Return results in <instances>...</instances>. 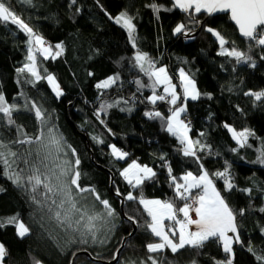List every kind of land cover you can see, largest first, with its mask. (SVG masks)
Here are the masks:
<instances>
[{
    "label": "trees",
    "instance_id": "obj_1",
    "mask_svg": "<svg viewBox=\"0 0 264 264\" xmlns=\"http://www.w3.org/2000/svg\"><path fill=\"white\" fill-rule=\"evenodd\" d=\"M9 2L46 44L62 45L63 50L55 59H44L38 52L35 55L41 77L53 75L63 94L57 97L45 78L35 81L27 71L17 72L27 63L28 37L16 25L0 22V91L9 103L20 106L13 113L15 125L0 121V139L5 142L14 141L18 136L22 139L17 126L29 137L40 135L44 129L35 109L31 108L35 104L63 136L65 151L70 154L68 145L76 150L81 161L80 184L94 187L103 199L109 200L117 215L112 220L115 227L107 233L105 243H93L90 238L88 243H81L78 235L75 243H69V232L58 225L53 218L54 211L49 209L51 200L38 196L43 203L33 202L31 193L13 184L0 165V188L3 189L0 191V220L4 223L0 227V243L7 251L3 264H70L74 253L83 251L104 263L93 262L81 254L73 264H105L113 259L122 241L123 248L115 264H140L141 261L151 264L147 259L149 255L163 260L164 264H193V261L217 264L228 258L232 259V264H264L256 259L257 255H264V231L261 230L264 212L259 211L264 207V164L256 162L264 151V98L256 101L253 96L245 95L264 91V46L241 39L228 13L210 16L203 11L196 13L193 8L189 11L190 17L173 6L174 0H76L75 4L72 0ZM152 4L158 5L160 10L154 11ZM121 12L132 18L135 47L126 30L113 20ZM192 17L201 23V28L192 41L186 42L190 32L197 28ZM178 24L186 26L181 33L174 31ZM209 27L224 36L228 41L225 47L231 50L235 46L247 53L251 61L237 64L234 57L219 55V41L207 31ZM138 51L146 53L156 66H166L181 95L175 105L169 103L168 98L157 100L155 104L149 101L154 79L136 69ZM180 69L194 80L200 93L196 100H183L178 79ZM109 77L118 78L107 88L96 87ZM155 93H161L160 88L155 87ZM183 102L186 106L183 117L193 118L188 124L193 141L198 138L207 145L203 150L197 149L196 156H185L176 136L166 130L171 110ZM102 104L113 106L101 109ZM152 112H160L161 117L145 114ZM225 125L237 131L250 130L252 135L248 136L244 147L236 143ZM46 140L45 132V143ZM112 145L128 156L123 160L114 157ZM9 146L23 154L39 147ZM53 153L47 161L50 168L60 163L56 159L58 155L63 157L62 153L54 156ZM45 155H48L45 148H41V157ZM68 158L75 159L70 155ZM133 160L150 166L156 173L138 188H133L120 175L123 166ZM201 165L236 211L241 242L233 243L231 254L224 252L216 238H210L202 248L185 247L177 253L166 248L159 253H148L146 245L158 243L159 239L146 230L150 217L139 203V197L142 194L145 199L175 200L168 168L179 181L189 171L197 175ZM14 167L19 171L23 164ZM225 168L235 185L231 192L224 191V178L212 175ZM42 171L47 169L42 168ZM111 186L114 193L117 194V189L120 192L126 219L120 212V200L111 193ZM128 193L136 199L127 200ZM175 203L183 206L180 200ZM97 206L102 210V205ZM241 209L243 215L239 214ZM14 216L29 228L24 237L17 234L15 224L8 223ZM129 216L133 220H129ZM134 226L136 229L131 234Z\"/></svg>",
    "mask_w": 264,
    "mask_h": 264
},
{
    "label": "snow or ice",
    "instance_id": "obj_2",
    "mask_svg": "<svg viewBox=\"0 0 264 264\" xmlns=\"http://www.w3.org/2000/svg\"><path fill=\"white\" fill-rule=\"evenodd\" d=\"M24 2L31 4L32 0H24ZM75 3L76 0H72V4ZM173 6L189 13L190 17L192 14L189 10L193 8L196 13L203 11L209 15L213 13H228L230 14V19L238 27L241 36L249 41H254L257 45L264 46V0H174ZM151 7L156 12L160 10V7L156 4H152ZM192 18L195 20V17ZM114 19L117 24H121L128 31L129 40L135 47V26L132 18L126 12H121ZM0 22H10L16 25L28 37L27 63L23 67L18 68L17 72L24 73L27 71L35 78V81H39L42 78L47 79L57 97L61 96L63 93L55 77L51 74L41 77L37 71L35 52H39L44 59L49 57L55 59L61 54L62 45L57 44L55 46L59 50L55 53H53L51 47H45L44 39L17 15L14 6L9 0H0ZM185 28L184 24H178L174 31L175 33H181ZM207 31L211 32L219 41L221 49L218 53L219 55L234 57L237 64L251 61V57L247 53L238 50L235 46L231 50L225 47L228 41L220 32L210 27ZM135 61L140 70L149 75L150 79L155 78L152 85L153 95L148 97L149 101L155 104L157 100L163 101L166 96H170L169 103L175 105L178 99L176 85L172 83V78L169 77L167 70L164 67L156 68L154 61L150 60L146 53L139 51L135 55ZM145 64H147V68H145ZM117 78L109 77L107 80L97 84L96 87L107 88ZM180 80L184 98L190 97L192 100H196L200 93L196 89L194 80L189 78L183 70L180 71ZM136 83L140 85L139 81H136ZM160 84L164 85L165 95L155 94V87ZM245 95H251L256 101H261L264 98V91L249 92L245 93ZM112 106L111 104H102L101 109ZM19 108V105L9 103L4 93L0 91V113L3 114L0 116V121H6L7 125H15L13 113L18 111ZM31 108L35 109V115L41 121L44 131L33 138L29 137L21 126H17L18 133L23 135L22 139L19 136L16 140L8 142L0 139V165L3 166V174L17 187L28 190L31 193L33 202L43 203L37 199L38 196H43L45 201L51 200L49 209L54 211L53 218L58 222V225L64 226L69 232V243H75V236L77 235L80 237L81 243H88L89 238L93 243H105L107 233L115 227L112 224V220L117 213L112 208L109 200L103 199L94 187H83L80 184L82 173L79 171V165L81 161L77 156L76 150L68 145L70 154L65 151L66 141H64L62 135L56 132L55 126L50 125L49 120L44 118L42 109L35 104H32ZM184 111L183 107H176L171 110V115L166 120V130L176 136L182 145L181 150L185 156H196L197 149L203 150L207 145L201 143L200 140L193 141L190 139L188 135L189 125L181 119V113ZM145 114L149 117H161L160 112ZM225 127L228 128L232 138L241 147L245 146L248 136L252 135L248 129L237 132L228 125H225ZM45 132L47 133V143L44 142ZM201 136H203V133H201ZM97 142L102 143L99 140ZM9 144L38 145L39 147L29 150L27 154H23L13 151ZM41 148L49 149L48 155L41 157ZM51 149H55L56 153L63 154V157L59 155L56 157V159L60 160V163L55 164L52 168L47 163L51 155ZM232 150L236 151V149ZM111 151L114 157L121 160L128 156L127 152L116 148L114 145L111 146ZM69 155L75 159L68 158ZM198 160L199 157H197ZM256 162L264 164V151L257 157ZM20 164H23V167H20L19 171H17L14 165L19 167ZM42 168L47 169V171H42ZM56 169H59V171L57 172ZM168 172L171 183L174 185L175 200H180L184 203L182 207H178L175 200H149L145 199L141 194L139 203L143 206L147 216L150 217V222H146V230H150L153 236L159 238L158 243L150 242L146 245L148 253H159L166 248L173 253H177L185 247L202 248L210 238H216L222 243L224 252L231 254L233 243L241 242L240 236L237 234V213L229 206L226 196L222 195L221 191L217 189L208 171L204 170L203 165H201V170L197 175L189 171L181 176L179 181H183V183H180L177 177L172 175L170 167ZM120 174L133 188L140 187L146 180L153 179L156 175L152 168L147 165L142 166L135 160L128 164ZM212 175L224 178L225 192H231L235 188L228 168H225L223 172H216ZM41 188L43 189L42 192ZM194 190L196 191L194 192ZM0 191H3V189L0 188ZM244 191L249 190L244 189ZM117 195H120L118 189ZM126 199L134 200L136 197L132 193H128ZM98 204L103 206L102 210L98 208ZM52 206H54V209ZM192 211L195 212V219L189 215ZM259 211L264 212V207H261ZM177 213H182L183 219H179ZM243 213L244 210L241 209L239 214L243 215ZM128 219L133 220V217L129 216ZM166 220L171 223L166 225ZM8 223L15 224L17 234L20 237H24L29 232V228L19 221L18 216L9 218ZM193 225L195 226L194 231L190 230V226ZM3 226L4 223L0 220V227ZM261 230L264 231V228ZM229 233L233 235L230 236ZM249 251L254 253L251 248H249ZM6 255V248L0 243V264H3ZM113 258L115 259V257ZM147 259L151 261V264H164L163 260L158 261L157 258L151 255ZM256 259L264 262V255H257ZM140 264H144V262L141 261ZM193 264H195V261H193ZM217 264H232V259L228 258L223 262H217Z\"/></svg>",
    "mask_w": 264,
    "mask_h": 264
},
{
    "label": "water",
    "instance_id": "obj_3",
    "mask_svg": "<svg viewBox=\"0 0 264 264\" xmlns=\"http://www.w3.org/2000/svg\"><path fill=\"white\" fill-rule=\"evenodd\" d=\"M189 11H190V10H189ZM184 13H185V15H187V16H188V14H189V13H186V12H184ZM219 14H222V13H213V14H211L210 16H213V15H219ZM208 15H209V14H208ZM228 15H229V19H230V14H228ZM194 21L197 23V28H196L195 31H191V32H190V36L187 37L186 42H190V41H192L193 38H194L195 32H198V31L200 30V28H201V23L198 22V21H196V20H194ZM230 22H231L232 25L236 28V31H237L238 36H239L241 39H246V38H244L243 36H241L238 27L235 25V22L232 21L231 19H230ZM185 37H186V35H185ZM110 183H111V184L113 183L112 178L110 179ZM110 190H111V193H112L115 197H117V198L120 200V212H121L123 218L126 219V217L124 216V213H123V204H124V201H123L122 197H121L120 195H117L116 193H114V192L112 191V186L110 187ZM135 229H136V228H135V226H134L133 231H132L131 234H133V232L135 231ZM123 244H124V241L121 242V245H122V246L119 247V248L115 251V253H114V257H115V259L113 258L110 262H106L105 264H115V263L117 262L118 257H119V253H120L121 249L123 248ZM81 254L86 255V256H87L91 261H93V262H103V263H104V261H102V260H96V259L92 258L91 255L88 254L86 251H83V252H76V253H74V255L71 257L70 264H73V263H74V259L76 258V256H79V255H81Z\"/></svg>",
    "mask_w": 264,
    "mask_h": 264
},
{
    "label": "rangeland",
    "instance_id": "obj_4",
    "mask_svg": "<svg viewBox=\"0 0 264 264\" xmlns=\"http://www.w3.org/2000/svg\"><path fill=\"white\" fill-rule=\"evenodd\" d=\"M120 14V13H119ZM118 14V15H119ZM117 15V16H118ZM115 18V17H114ZM113 18V20L115 21V19ZM120 26H122L121 24H119ZM124 28V27H123ZM125 29V28H124ZM126 30V29H125ZM126 32H127V34H128V31L126 30ZM129 37V36H128ZM131 42V41H130ZM131 44H132V42H131ZM133 45V44H132ZM44 46L45 47H51L52 48V51H53V53H55V52H57V50L55 49V47H52V46H50V45H48V44H44ZM39 53V52H38ZM137 53V52H136ZM136 53H135V55H136ZM142 53V52H141ZM40 54V53H39ZM41 55V54H40ZM42 56V55H41ZM43 57V56H42ZM44 58V57H43ZM135 65H136V69L139 71V72H142L141 70H140V67L136 64V61H135ZM148 66H147V64H145V68H147ZM159 67H164L166 70H167V68H166V66L165 65H159V66H156V68H159ZM182 69H180L179 71H178V79H179V83H180V85H181V80H180V71H181ZM167 73H168V70H167ZM185 74L190 78V76L185 72ZM168 75H169V73H168ZM169 77H170V75H169ZM152 79H155L154 77L152 78ZM172 83L174 84V85H176L174 82H173V80H172ZM51 86V85H50ZM181 87V86H180ZM52 88V87H51ZM156 88H160V91H161V93H162V95H165V93H164V85L163 84H160V85H156ZM196 89H197V87H196ZM197 91H198V89H197ZM176 92H177V96H178V99H177V101L180 99V97H181V95H180V93H179V91L176 89ZM181 92H182V95H183V89H182V87H181ZM155 94H157V93H155ZM153 95V93L150 95V96H152ZM166 98H168L169 100L171 99L170 98V96H166ZM187 99H191L190 97L189 98H187ZM187 99H185L184 98V96H183V100L185 101V100H187ZM192 100V99H191ZM177 107H183L184 109H186V106H185V104H184V102L182 103V104H180V105H178ZM176 108V107H175ZM185 112V111H184ZM183 112V113H184ZM183 113H181V119L182 120H184V122L186 123V121H185V118L183 117ZM171 115V114H170ZM169 115V116H170ZM187 124V123H186ZM228 126H230V125H228ZM232 129H234L232 126H230ZM166 128H167V125H166ZM227 130H228V128H227ZM235 130V129H234ZM190 131H191V128H190V125H189V132H188V135H189V137H190V139H192L193 140V138L191 137V134H190ZM235 131H237V130H235ZM243 131V130H242ZM237 132H241V131H237ZM230 133V132H229ZM230 135H231V137H232V134L230 133ZM196 140H199L198 138L197 139H194V141H196ZM46 143H47V140H46ZM237 143V142H236ZM46 150V153L48 154L49 153V149H45ZM55 149H51V154L53 153V151H54ZM56 153V152H55ZM55 153H53V156H54V154ZM59 153H57V155H58ZM118 159V158H117ZM56 164H58V163H56ZM150 168V167H149ZM150 200H151V198H150ZM166 224V223H165ZM167 225V224H166Z\"/></svg>",
    "mask_w": 264,
    "mask_h": 264
},
{
    "label": "built area",
    "instance_id": "obj_5",
    "mask_svg": "<svg viewBox=\"0 0 264 264\" xmlns=\"http://www.w3.org/2000/svg\"><path fill=\"white\" fill-rule=\"evenodd\" d=\"M185 121H186L187 124H189V123H191V122L193 121V118H192V117H187V118L185 119ZM194 192H195V191H194ZM183 203H184V202L182 201V205H183ZM189 203H191V201H189ZM189 215H190L193 219L196 218V216H195V212H194V211L190 212ZM177 216L179 217V219H183V214L177 213ZM191 227H192V226H190V228H191Z\"/></svg>",
    "mask_w": 264,
    "mask_h": 264
},
{
    "label": "crops",
    "instance_id": "obj_6",
    "mask_svg": "<svg viewBox=\"0 0 264 264\" xmlns=\"http://www.w3.org/2000/svg\"><path fill=\"white\" fill-rule=\"evenodd\" d=\"M132 162V161H131ZM131 162H129L128 164H130ZM138 164H140L138 161H136ZM128 164H126V165H124L123 166V168L121 169V171L124 169V168H126L127 166H128ZM140 165H144V164H140ZM148 167H150V166H148ZM151 168V167H150ZM121 171H120V173H121ZM121 175V174H120ZM122 177V179L125 181V182H127L125 179H124V177L123 176H121ZM128 183V182H127ZM150 200V199H149ZM159 200H161V199H159ZM142 206V205H141ZM143 207V206H142ZM182 207V206H181ZM167 221V220H166ZM165 221V222H166ZM168 223H171V222H169V221H167ZM190 230H195V226L193 225L191 228H190ZM229 235L231 236V235H233L232 233H229ZM159 239V238H158ZM219 241V240H218ZM220 245L222 246V248H223V245H222V243L220 242Z\"/></svg>",
    "mask_w": 264,
    "mask_h": 264
}]
</instances>
